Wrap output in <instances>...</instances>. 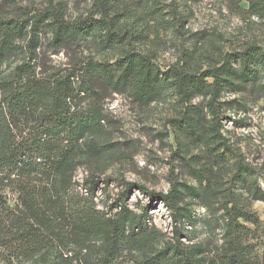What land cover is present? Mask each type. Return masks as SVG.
<instances>
[{"label":"trees","instance_id":"obj_1","mask_svg":"<svg viewBox=\"0 0 264 264\" xmlns=\"http://www.w3.org/2000/svg\"><path fill=\"white\" fill-rule=\"evenodd\" d=\"M95 6V12L73 20L59 4L24 17L0 12V263L112 264L138 251L142 264H264V228L252 209L264 193L252 167L234 153V186H224L216 166L189 164L193 183L183 185L184 194L176 185L166 194L150 193L170 212L176 237L167 243L124 203L114 215L101 210L93 179L107 156L98 139L105 134V103L113 94H127L139 105L173 94L184 107L171 122L177 137L207 145L217 163L226 162L232 151L216 129L217 102L224 92H243L258 79L264 53L252 46L225 54L207 69L187 61L162 68L140 51V32L121 26L112 4L98 0ZM49 34L57 50L92 42L121 49V57L115 63L85 58L66 73L39 76L31 62L42 35ZM25 53L27 60L4 78L6 63ZM196 99L207 103L195 105ZM82 167L88 170L80 184L75 177ZM7 189L17 196L14 206ZM96 240L102 241L98 250Z\"/></svg>","mask_w":264,"mask_h":264},{"label":"rangeland","instance_id":"obj_2","mask_svg":"<svg viewBox=\"0 0 264 264\" xmlns=\"http://www.w3.org/2000/svg\"><path fill=\"white\" fill-rule=\"evenodd\" d=\"M97 1L0 0V12L8 17H24L59 4L66 17L73 20L95 12ZM107 1L114 6L121 26L133 33L140 32V51L152 55L162 68L187 61L196 68L207 69L225 54L240 53L252 46L264 53V0ZM51 39L50 34L42 35L36 60L31 62L39 76L66 73L85 58L115 63L121 57V49L104 50L92 42L57 50L51 46ZM26 60V53L12 57L3 68L4 78ZM201 103L205 106L207 102L194 101L195 105ZM217 104L221 111L216 129L232 151L226 162L218 163L207 145L177 137L171 122L181 116L184 107L173 94L168 93L150 105H139L127 94L108 98L105 103L108 123L105 134L98 139L105 145L107 156L102 161L103 171L93 172L99 208L114 215L119 210L116 206L124 203L144 216L146 226L159 230L165 243L172 241L176 236L170 212L150 193L166 194L176 185L184 194L183 185L193 183L189 164L216 166L215 171L225 179L224 186H234L233 153L242 164L252 167L264 193V71L243 92L235 89L224 92ZM204 111L210 120L209 110L205 107ZM87 170L78 169L75 177L78 183H84ZM5 192L14 206L17 196L9 189ZM252 209L264 228V199L254 201ZM199 210V214H205L204 209ZM216 237L219 241L221 233L217 231ZM201 238L205 236L202 234ZM96 243L98 250L102 241ZM142 263V253L133 251L123 253L112 264ZM56 264L77 263L60 260Z\"/></svg>","mask_w":264,"mask_h":264}]
</instances>
